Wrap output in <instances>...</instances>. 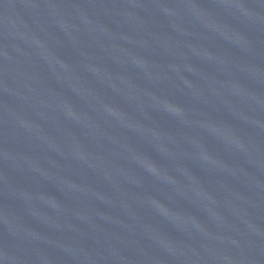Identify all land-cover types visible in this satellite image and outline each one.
Here are the masks:
<instances>
[{
	"label": "water",
	"instance_id": "water-1",
	"mask_svg": "<svg viewBox=\"0 0 264 264\" xmlns=\"http://www.w3.org/2000/svg\"><path fill=\"white\" fill-rule=\"evenodd\" d=\"M0 264H264V0H0Z\"/></svg>",
	"mask_w": 264,
	"mask_h": 264
}]
</instances>
